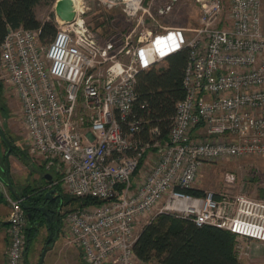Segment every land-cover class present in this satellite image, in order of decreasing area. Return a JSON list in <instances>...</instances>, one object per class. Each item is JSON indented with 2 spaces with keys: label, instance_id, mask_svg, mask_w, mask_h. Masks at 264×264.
Segmentation results:
<instances>
[{
  "label": "built area",
  "instance_id": "obj_1",
  "mask_svg": "<svg viewBox=\"0 0 264 264\" xmlns=\"http://www.w3.org/2000/svg\"><path fill=\"white\" fill-rule=\"evenodd\" d=\"M196 1L199 24L183 45L152 38L150 28L136 44L130 34L119 43H100L76 7L73 20L57 17L50 37L42 40L40 28L8 27L0 45V74L20 103L29 153L59 174L52 184L98 201L62 219L67 243L88 264H157L137 257L133 244L139 218L151 214L143 226L160 212L264 243V199L223 190L182 191L195 187L205 161L264 155L262 1L227 0L225 25L218 23L225 0ZM121 2L127 17L140 14L136 26L147 23L145 14L153 18L143 0ZM177 46L189 47L185 96L166 136L151 127L144 140L137 133L148 121L133 109L136 75ZM195 128L199 140L193 139ZM147 155L150 171L134 184L132 176ZM225 180L233 183L235 176L227 173ZM7 200L6 264H24L27 216L22 199L7 195ZM244 249L236 239L237 257L247 254Z\"/></svg>",
  "mask_w": 264,
  "mask_h": 264
},
{
  "label": "rangeland",
  "instance_id": "obj_2",
  "mask_svg": "<svg viewBox=\"0 0 264 264\" xmlns=\"http://www.w3.org/2000/svg\"><path fill=\"white\" fill-rule=\"evenodd\" d=\"M56 1L41 0L36 4L35 13L37 18L41 21L52 20L57 23V17L59 16L55 11ZM261 1L264 13V0ZM143 5H150L149 9L153 14V18L146 14L143 15V18L147 22L143 26H136V20L140 16L139 13L134 18L126 16L123 10L124 4L121 0H78L76 8L86 21L88 28L98 37L100 43L109 40H115L119 43L123 36L130 34L132 43L136 44L137 38L142 30H147L148 28L153 30L152 38L154 36L164 38L165 34L171 35L173 33L185 42L192 36V29L199 24L201 9L196 0H143ZM168 5L170 6L169 10L164 13H159L161 8H165ZM226 17L227 0H225V7L218 18V23L225 25L227 22ZM157 43L159 44V41ZM159 63V66L162 65V62ZM21 116L20 103L14 90L0 74V127L9 139L11 145L15 148L14 153L9 155V178L11 186L17 195L28 187H40L46 190V193L50 190V184L48 179L45 178V174H52L53 179L58 178L59 174L53 168L46 167V163L42 158L29 153L26 130L22 125ZM194 130L193 139L199 140V131L196 128ZM213 139L217 141L220 140V137H214ZM6 149L7 143L0 134V191L4 194L5 199L0 204V217L2 218L6 214H9L7 195L12 197L5 174ZM146 158L141 165L144 163L147 164L146 171L148 172L150 171L152 162L146 163ZM139 170L140 168L134 173H139ZM227 173H232L235 176L233 183L226 182L225 176ZM194 186L202 188L203 190L228 191L230 195L242 192L253 198L264 199V155L221 156L205 161L199 169V175ZM59 191L62 194L61 199L63 203L60 211L61 222L53 236H57L59 233L60 235L57 238V243L53 250H47L43 264H49L53 251L55 250L57 252L60 245L67 243V235L63 230V216L69 210L92 204L86 201L85 197H75L65 192L61 186ZM150 215L139 218L135 223V233L140 230L142 223ZM35 226L36 234L28 247L25 258L28 264H36L38 262L42 248L46 245L50 233L43 220L39 219V222L37 221ZM7 235V245L9 247L8 225ZM236 239L247 252V254H241L238 257L244 263L250 259V253L253 251V242L246 241L241 237H237ZM71 264L88 263L83 260L82 254L79 252L77 259Z\"/></svg>",
  "mask_w": 264,
  "mask_h": 264
},
{
  "label": "trees",
  "instance_id": "obj_3",
  "mask_svg": "<svg viewBox=\"0 0 264 264\" xmlns=\"http://www.w3.org/2000/svg\"><path fill=\"white\" fill-rule=\"evenodd\" d=\"M41 0H0V45L8 27L23 26L41 29V39L50 37L56 31L52 20L41 21L35 13V5ZM189 55V47L182 46L170 53L163 64H153L139 71L135 80L136 99L134 113L137 117L147 119L137 136L149 139V129L157 127L160 137H165L176 112V104L185 96L183 77ZM144 104V107L141 106ZM11 145L10 154L14 153ZM143 160L140 161L142 163ZM60 188V184H56ZM12 187V186H11ZM13 197L22 199L27 206L25 213L28 224L25 227L26 249L36 234L35 223L40 219L38 207L49 208L45 191L40 187H28L19 195L10 189ZM190 194H202L203 189L191 187L182 189ZM90 203L98 202L92 197H85ZM5 201L0 191V204ZM85 201V202H86ZM41 220V219H40ZM32 223V224H31ZM8 220L0 217V229L7 227ZM48 245L52 240L46 241ZM236 235L226 229L213 225H196L187 217H177L168 212L157 213L145 223L138 232L133 244L137 257L157 264H243L235 251ZM50 248V247H49ZM24 264L27 263L25 259Z\"/></svg>",
  "mask_w": 264,
  "mask_h": 264
},
{
  "label": "crops",
  "instance_id": "obj_4",
  "mask_svg": "<svg viewBox=\"0 0 264 264\" xmlns=\"http://www.w3.org/2000/svg\"><path fill=\"white\" fill-rule=\"evenodd\" d=\"M164 38L171 43L174 42L180 45H183L184 43L183 40L179 39L180 38L179 36L173 33L171 35L165 34ZM178 47L179 46H177L175 49H177ZM162 64H163V61H162ZM147 162L150 163L149 156L146 158V163ZM146 167H148V165L144 163L143 165L140 166V170H139L140 172L134 173V175L132 176V181L134 184H136L137 181L144 176L146 172ZM3 219L7 221L8 214H6V216ZM59 235H57V238L59 237ZM7 237H8L7 227L0 229V264L7 263V250H8ZM57 238L55 242L52 243V245L50 246L48 250H53L54 246L57 243ZM252 242H253V251L250 253V257H249L250 259L244 262L243 264H264V243L261 241H257V240H254ZM79 252H80L79 249L76 248L74 245L64 243L58 247L57 252L55 250L53 251L51 255V261L49 262V264H71L73 263V261L77 259Z\"/></svg>",
  "mask_w": 264,
  "mask_h": 264
},
{
  "label": "water",
  "instance_id": "obj_5",
  "mask_svg": "<svg viewBox=\"0 0 264 264\" xmlns=\"http://www.w3.org/2000/svg\"><path fill=\"white\" fill-rule=\"evenodd\" d=\"M55 11H56V14L59 16V18L62 20H65V21H71V20H73V18L75 16V9H74V5L72 4L71 0H57L56 5H55ZM0 134L3 137V139L5 140V142L7 143V149L5 151V159H6L5 174H6V178H7V184L10 187V189L12 190L10 178H9V155H10V151H11V143H10L9 139L5 136L1 127H0ZM45 178L48 179L49 181H51L52 180V174L46 173ZM45 196H46V198H51L52 190H48L45 193ZM21 204H22L24 209H27V206H25V204L23 202H21ZM38 209L42 210V211H46L44 206H40V207H38ZM30 214L31 213L28 212L27 216L30 217ZM56 238H57V236H53V233L50 232L48 235L47 241L52 240V243H53V242H55ZM51 245L52 244L48 245L47 243H46V245H44V247L42 248V251L40 253L38 262L36 264H43L46 252Z\"/></svg>",
  "mask_w": 264,
  "mask_h": 264
},
{
  "label": "flooded vegetation",
  "instance_id": "obj_6",
  "mask_svg": "<svg viewBox=\"0 0 264 264\" xmlns=\"http://www.w3.org/2000/svg\"><path fill=\"white\" fill-rule=\"evenodd\" d=\"M52 181L53 177L51 181L48 180L50 184L49 189L52 190L51 198H47V200L50 201V206L48 209L45 208L46 211H42L39 209L38 211L41 214L40 219L46 223L48 230L54 234V232L58 230L59 224L61 222L60 211L63 203L61 199L62 194L60 193L59 188L56 186V184H52Z\"/></svg>",
  "mask_w": 264,
  "mask_h": 264
},
{
  "label": "bare ground",
  "instance_id": "obj_7",
  "mask_svg": "<svg viewBox=\"0 0 264 264\" xmlns=\"http://www.w3.org/2000/svg\"><path fill=\"white\" fill-rule=\"evenodd\" d=\"M71 2H72V4L74 5V7H76L77 6V3H78V0H71ZM158 41V40H157ZM165 42H166V44L167 45H170L169 43H168V41L167 40H164ZM159 43H161V42H159ZM158 44V43H157ZM158 46H160V44H158Z\"/></svg>",
  "mask_w": 264,
  "mask_h": 264
}]
</instances>
